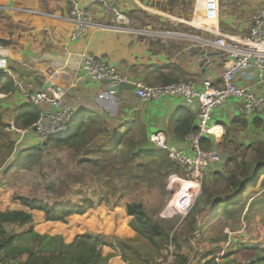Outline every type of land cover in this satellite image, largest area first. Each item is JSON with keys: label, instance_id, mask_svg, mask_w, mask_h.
<instances>
[{"label": "crops", "instance_id": "obj_1", "mask_svg": "<svg viewBox=\"0 0 264 264\" xmlns=\"http://www.w3.org/2000/svg\"><path fill=\"white\" fill-rule=\"evenodd\" d=\"M77 1L87 11L91 22L111 23L112 13L101 4ZM110 4L128 18V25H118L124 29L91 26L80 37L71 39L73 24L67 18L69 4L66 0H0L3 10L0 11V70L7 71L0 77L2 117L22 129L30 128L36 121L29 127H22L15 119L16 114L31 105L22 91L19 92L20 88L16 89L15 77L26 82L31 91L41 90L45 82L59 84L67 91L65 102L75 109L71 130L67 133L73 139L62 144L79 141L81 146L90 145L96 136L95 132L90 133L89 124L100 121L96 135L106 132L105 142L116 132L132 133L138 147L146 152L157 151L148 137L161 132L168 143L190 154L186 140L190 132L184 131L189 123L191 127L196 125V118L187 119L178 133L174 130L190 112L182 98L173 96L143 101L130 83H120L112 97L99 98L98 94L106 86L80 71V59L91 53L130 81L146 85L158 86L179 80H192L198 88L203 80L218 85L224 54L212 46H202L189 36L204 38L213 33L245 36L253 16L264 7V0L220 1L212 8V13L204 4L193 0H112ZM18 6L31 8L33 12L27 14L16 10ZM154 31L162 33L158 35ZM20 37L25 49L17 43ZM46 70L53 75L46 76ZM235 82L239 86H251L256 94L264 95V83L258 82L255 69L239 74ZM37 107L41 112L53 110L45 103ZM255 120H261L260 126L255 125ZM210 122L221 130L216 136L207 135L205 141L202 140L205 150L221 153L226 146L239 144L245 137L246 142L264 140V110L245 114L238 109L234 99L229 98L217 107ZM58 138L61 136L47 140ZM35 140L38 141L37 136L31 130L24 137L13 133L14 144L19 147L32 146ZM99 140H96L97 144L104 142ZM108 144L109 141L104 149ZM147 144L150 148H145ZM116 257L120 258L112 256L113 261L105 264H123L120 259L119 262L115 260Z\"/></svg>", "mask_w": 264, "mask_h": 264}, {"label": "rangeland", "instance_id": "obj_2", "mask_svg": "<svg viewBox=\"0 0 264 264\" xmlns=\"http://www.w3.org/2000/svg\"><path fill=\"white\" fill-rule=\"evenodd\" d=\"M15 9L33 12L27 7ZM17 43L25 49L21 37ZM18 79L15 77V87L20 92L28 86ZM2 116L0 112V211L22 210L32 222L24 226L5 224L8 235L23 233L0 252V264H23L27 251L54 252L60 238L70 241L84 233L99 234L112 244L101 252L96 264L113 261L112 256L120 257L123 264L135 260L147 264L146 258L151 259L149 264H180V254L186 264H204L212 257L216 264H248L254 252L264 255V172L248 179L251 183L242 193L241 202L230 208L234 211L231 216L212 208L216 201L231 196L232 176L249 174L257 158L264 164V140L246 142L245 137L221 153L217 149L220 161L203 171L199 186L194 184L199 189L197 196L182 216L174 209L179 189L172 180L178 177L187 182L186 170L164 151H156L160 160L152 162V157L144 156L126 141L134 137L132 133H119V145L113 142L114 135L105 142L106 132L96 135L100 121H94L89 124L90 133L95 132L97 138L83 148L79 141L58 144L38 138L35 146L19 147L14 144L10 120ZM98 138L104 142L97 144ZM16 196L78 206L91 201L93 206L65 221H48L41 212L13 203ZM132 202L142 204L152 222L163 230L162 237L154 235L152 242L130 226L125 204ZM121 253L129 262L121 259Z\"/></svg>", "mask_w": 264, "mask_h": 264}, {"label": "built area", "instance_id": "obj_3", "mask_svg": "<svg viewBox=\"0 0 264 264\" xmlns=\"http://www.w3.org/2000/svg\"><path fill=\"white\" fill-rule=\"evenodd\" d=\"M66 1L69 4L67 18L73 24L71 39L80 37L86 28L91 26L101 29H124L118 25L129 24L128 18L110 4L112 0H89V3L97 2L112 13L111 23L104 24L91 22L87 11L78 5L77 0ZM148 1L170 2L176 0ZM220 1L227 2L229 0H193L195 3L204 4L210 13ZM154 33L159 35L162 32L154 31ZM189 37L202 46H212L224 54L223 71L218 85H213L209 80H203L199 88L192 80H179L158 86L146 85L140 81H130L91 53L82 55L80 59V71L106 86L105 90L98 94L99 98L112 97L120 83H130L133 85L137 97L143 101L177 96L182 98L185 107L196 115L197 130L186 136L191 150L190 154L168 143L161 132L152 133L148 137L154 146L166 152L171 160L187 172V182L178 177L176 180H172V182H177V189H179L173 203L174 209L182 216L189 212L195 201L203 171L220 161V155L216 150H203L200 146L207 135L216 136L220 133V127L212 125L210 122L213 111L229 98L234 99L238 109L245 114L259 113L264 110L263 94H256L251 86H239L235 82L239 74L255 69L258 82L264 83V7L260 8L258 13L253 16L252 24L245 36L234 37L223 33H213L211 37L202 38L196 35ZM45 75L52 76L53 73L46 70ZM66 92L65 87L59 84H49L38 91L23 89L22 93L30 103L33 105L45 103L53 110L42 111L30 128H16L11 124V129L20 137H24L31 130L41 141L66 135L71 130L75 115L74 107L68 105L64 100ZM189 180L193 181L189 183ZM195 183L198 184L197 187L194 186Z\"/></svg>", "mask_w": 264, "mask_h": 264}, {"label": "trees", "instance_id": "obj_4", "mask_svg": "<svg viewBox=\"0 0 264 264\" xmlns=\"http://www.w3.org/2000/svg\"><path fill=\"white\" fill-rule=\"evenodd\" d=\"M176 1H190V0H176ZM175 2V1H170ZM0 11H3L0 9ZM3 73H0V77ZM30 103V102H29ZM27 108L21 110L18 114H16L15 119L17 122L20 123L22 127H29L41 114V111L38 109L37 106L30 103ZM187 115L183 117L182 123L177 125L174 130L178 133L179 128L182 127L183 123L187 122V119H195L196 116L192 113H186ZM243 124L244 120L242 121ZM255 125L261 123V120H255ZM189 123L187 129L184 131L186 132H195L197 130V126H190ZM76 126H79V124ZM191 128V130H190ZM120 132H116L113 137V142H116L119 145L118 135ZM77 135V133H76ZM73 139V137L69 134L61 136V138L55 139V141L60 143H65L68 139ZM206 137H204L205 139ZM203 139V140H204ZM126 141H129L131 144L134 145L136 149L143 153V155L147 156L148 158L152 157V162H157L160 160V155L156 151H149L146 152L145 149L138 147L136 142L133 138H128ZM205 141V140H204ZM39 144V143H36ZM34 144L33 146H35ZM114 144V143H113ZM112 145V144H111ZM153 145V144H152ZM154 146V145H153ZM201 148L203 147L202 142L200 144ZM156 146L153 147V149ZM156 149L159 150L158 147ZM157 150V151H158ZM161 150V149H160ZM159 150V151H160ZM136 152H134L135 154ZM139 153V152H138ZM169 161V160H168ZM170 162V161H169ZM215 164V163H214ZM262 164L261 158H257L251 164V172L244 176H232L230 179V195L227 198H222L216 201V203L212 205V208L215 212L221 211V214L224 216H231L234 211L230 210L233 205L239 204L241 202L242 193L244 190L247 189L248 185L251 182H248L249 178L254 177L256 174L264 172V164ZM258 166V167H257ZM257 168V169H256ZM233 196L236 198L233 199ZM13 203L24 206L29 208L30 210H35L41 212L45 219L48 221H65L67 217L70 215L77 213H83L87 208L92 207L93 203L91 201H87L81 206L72 205L69 203L61 204H49L47 202H43L36 198H28L24 196H16L13 198ZM125 213L127 216L131 217L129 220V224L132 228L139 231L145 238H148L150 241L153 240V236H161L163 234V230L161 231V227L152 222V219L147 215L141 203L132 202L125 204ZM32 222V217L22 211V210H6L0 211V252L5 250L7 247L12 245V242L15 238H18L23 232H19L17 234L8 235L5 228V224L7 223H15L19 226H24ZM29 231L31 229L29 228ZM151 243V242H150ZM100 244V248L96 249V246ZM112 244L105 241L103 237L99 234H91V233H84L76 235L70 241H64L63 239H59L57 242V246L54 252L46 253V254H34L32 250L27 251L26 259L23 264H96L101 252L103 250L107 251V247H111ZM27 249V248H26ZM121 259L126 260L129 262L128 259L125 258L124 254L121 253ZM254 258L248 264H264V255H259L254 252ZM180 264H186L187 261L182 257L180 254ZM182 260V261H181ZM145 261L147 264L151 261V259L146 258ZM132 264H139V262L131 261ZM217 263V262H216ZM214 261V257L207 260L204 264H216ZM219 264V263H218Z\"/></svg>", "mask_w": 264, "mask_h": 264}, {"label": "water", "instance_id": "obj_5", "mask_svg": "<svg viewBox=\"0 0 264 264\" xmlns=\"http://www.w3.org/2000/svg\"><path fill=\"white\" fill-rule=\"evenodd\" d=\"M49 83L48 82H45L43 85H42V89H44L46 86H48Z\"/></svg>", "mask_w": 264, "mask_h": 264}, {"label": "bare ground", "instance_id": "obj_6", "mask_svg": "<svg viewBox=\"0 0 264 264\" xmlns=\"http://www.w3.org/2000/svg\"><path fill=\"white\" fill-rule=\"evenodd\" d=\"M197 190H199V189H197Z\"/></svg>", "mask_w": 264, "mask_h": 264}]
</instances>
